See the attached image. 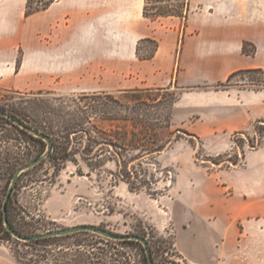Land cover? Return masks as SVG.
Instances as JSON below:
<instances>
[{
  "label": "rangeland",
  "instance_id": "374dc122",
  "mask_svg": "<svg viewBox=\"0 0 264 264\" xmlns=\"http://www.w3.org/2000/svg\"><path fill=\"white\" fill-rule=\"evenodd\" d=\"M147 9L150 15L181 13L185 0H151ZM24 11L23 22L28 18ZM17 45L19 72L24 52ZM245 45V54L256 55L254 44ZM157 49L155 39L143 40L138 57L151 59ZM115 70L113 66L107 73V90L90 92L41 88L38 81L29 86L22 75L0 79V204L15 172L43 149L40 140L3 114L10 113L52 135L56 143V155L18 179L11 195L16 224L37 233L94 225L144 237L179 264H189L176 244L179 228L173 220L180 211L184 179L189 180L190 171L210 174L243 165L245 154L264 143V118H254L240 129L199 135L188 129L201 125L199 112H177L176 103L188 92L264 90V73L238 69L227 88L220 82L228 78L193 87L123 88L126 82ZM133 78V74L128 77ZM211 114L215 119L214 110ZM64 150L69 151V159L61 161L58 155ZM0 251L20 264H86L87 252L90 264H100L97 256L107 253L113 256L109 262L119 260L115 264H143L144 258L138 243H121L92 232L31 244L5 237L0 239Z\"/></svg>",
  "mask_w": 264,
  "mask_h": 264
},
{
  "label": "crops",
  "instance_id": "0c3cea01",
  "mask_svg": "<svg viewBox=\"0 0 264 264\" xmlns=\"http://www.w3.org/2000/svg\"><path fill=\"white\" fill-rule=\"evenodd\" d=\"M26 2L0 0L2 80L22 75L29 86L90 92L107 90L113 66L123 88L209 85L238 69H264V0H187L186 16L158 20L145 17L146 0H56L23 22ZM149 38L158 49L140 59ZM246 42L256 55L244 53ZM175 107L199 112L201 125L188 127L196 134L240 129L264 118V90L188 92ZM183 185L173 220L189 264H264V143L240 167L190 171ZM0 264L20 263L0 251Z\"/></svg>",
  "mask_w": 264,
  "mask_h": 264
},
{
  "label": "trees",
  "instance_id": "16d2710c",
  "mask_svg": "<svg viewBox=\"0 0 264 264\" xmlns=\"http://www.w3.org/2000/svg\"><path fill=\"white\" fill-rule=\"evenodd\" d=\"M56 0H28L27 2V7H26V16L29 17L33 14H36V13H39L41 11H44V10H47ZM151 0H146V6H145V10H144V14H145V17L147 18H155L156 16H160V17H165V16H170V15H174V16H180V17H183V16H186L184 12H181V13H175L173 11H168V12H161L160 14L158 15H150L148 14V9H147V5L149 4ZM187 3V0H185V5ZM245 52L247 53L248 51L246 50V45H245V48H244ZM259 71L260 73H264V70L263 69H248V70H239L240 72H244V71ZM239 71H235L233 72L227 79L226 82H220L224 88H227L230 86V83L232 81V78L239 72ZM11 115H14L15 117H18L17 115L15 114H11ZM9 118V117H8ZM20 118V117H18ZM21 119V118H20ZM12 120V119H10ZM23 120V119H21ZM13 121V120H12ZM24 121V120H23ZM26 122V121H24ZM27 123V122H26ZM13 124L20 128L24 133H26L27 135H29L31 138L33 139H37V140H40L42 143H43V149L42 151L38 154V157L41 156L47 149L48 147V143L43 139V138H40V137H37L35 136L34 134L30 133L29 131L25 130V129H22L19 125H17L14 121H13ZM29 124V123H27ZM29 126H31L32 128H35L41 132H43L44 134H46V132L42 131L40 128H37V127H34L32 125L29 124ZM47 135V134H46ZM51 140H52V150L49 154V156H52V155H56L55 154V151H56V143L52 137V135H48ZM263 142H261L259 145H261ZM255 149L258 148L256 147L255 145L253 146ZM69 151L68 150H64L63 152H61V154L58 155V159L61 160V161H66L67 159H69ZM13 193V192H12ZM5 200V199H4ZM3 205H4V201L3 203L0 204V239H3L5 237H14L13 234L7 229L6 225H5V222H4V208H3ZM8 216H9V220L13 226V228L21 233V234H24V235H33V234H37L36 231L34 232H31V231H26L24 230V228L22 226H19L18 224H16L14 218L12 217V210H11V197L8 201ZM79 233H84V232H79ZM86 233H89V232H86ZM70 235V234H69ZM95 235H98V234H95ZM65 236H68V235H65ZM100 236V235H99ZM56 237V236H55ZM103 237V236H101ZM53 237H49V238H44V239H41V240H37V241H34V242H25L26 244H31V243H40V242H44V241H48V240H51ZM104 238V237H103ZM17 239V238H16ZM105 239H108V238H105ZM18 240V239H17ZM20 241V240H19ZM121 243H138L139 245L142 246L143 250H144V258H143V264H149V259H148V255H147V252H146V249L145 247L143 246V244L139 241H135V240H124V241H120ZM172 245H174V243H172ZM151 247V251H152V255H153V259H154V264H179L178 262H176V260H173L171 258H169V256H166L165 253L162 252V250L160 249V246H158L157 243H155L154 246H150ZM91 254H94V253H91ZM84 255H86L85 258H87L88 262L86 264H90L92 263V260L90 258V253H85ZM109 257L110 258H113V256L111 255H108L105 254L104 256H97V262L100 263V264H104V261L107 259V262L106 264H115V261H119V260H115L113 259L112 262L110 261L109 262ZM124 264V263H122ZM127 264H130V262H127Z\"/></svg>",
  "mask_w": 264,
  "mask_h": 264
},
{
  "label": "water",
  "instance_id": "95a60500",
  "mask_svg": "<svg viewBox=\"0 0 264 264\" xmlns=\"http://www.w3.org/2000/svg\"><path fill=\"white\" fill-rule=\"evenodd\" d=\"M3 114H5L10 119H12L22 129L29 131L30 133L34 134L37 137L43 138L48 143V147H47L46 151L41 156L35 158L30 163L24 165L23 167L19 168L15 172L11 186H10L6 196H5L4 205H3L4 222H5L7 229L13 234V236L15 238H17L18 240L24 241V242H34V241L41 240L44 238H49V237L64 236V235L74 234V233H78V232H92V233L98 234L100 236H103L105 238L116 240V241L135 240V241L141 242L143 244V246L145 247L147 255H148V259H149V264H154V259H153V255H152V251H151V247L149 245V242L147 241L146 238L141 237V236H137V235L120 234V233H116V232L104 229L102 227H98V226H94V225H87V224L75 226V227H70V228H64V229L50 230V231L37 233V234H33V235H24V234L17 232L13 228V226L9 220L8 207H7L8 201L12 195L14 188L17 185L18 179L21 176V174L23 172L35 167L36 165L41 163L44 159H46L49 156V154L52 150V140L48 135L44 134L43 132H41L35 128H32L31 126H29V124H27L26 122H24L20 118L15 117L14 115H11L10 113H3Z\"/></svg>",
  "mask_w": 264,
  "mask_h": 264
}]
</instances>
